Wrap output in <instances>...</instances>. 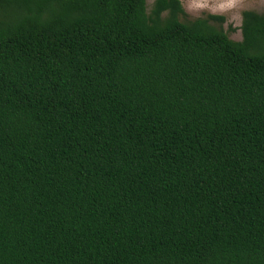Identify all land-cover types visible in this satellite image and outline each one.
Masks as SVG:
<instances>
[{"label":"trees","instance_id":"16d2710c","mask_svg":"<svg viewBox=\"0 0 264 264\" xmlns=\"http://www.w3.org/2000/svg\"><path fill=\"white\" fill-rule=\"evenodd\" d=\"M187 16L0 0V264H264V12Z\"/></svg>","mask_w":264,"mask_h":264},{"label":"rangeland","instance_id":"374dc122","mask_svg":"<svg viewBox=\"0 0 264 264\" xmlns=\"http://www.w3.org/2000/svg\"><path fill=\"white\" fill-rule=\"evenodd\" d=\"M154 0H148L149 7ZM188 16L186 21L206 18L209 15L225 17L222 28L230 39L243 40V13L245 11L264 12V0H181ZM219 26V25H217Z\"/></svg>","mask_w":264,"mask_h":264}]
</instances>
